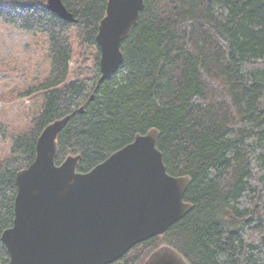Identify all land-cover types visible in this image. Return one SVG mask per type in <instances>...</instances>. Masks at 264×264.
<instances>
[{
	"label": "trees",
	"instance_id": "16d2710c",
	"mask_svg": "<svg viewBox=\"0 0 264 264\" xmlns=\"http://www.w3.org/2000/svg\"><path fill=\"white\" fill-rule=\"evenodd\" d=\"M61 1L73 22L47 0H0V23L44 36L50 63L26 92H40L39 113L0 161V237L13 223L16 173L42 130L70 115L56 165L79 155L76 171L87 173L155 129L167 173L191 179L192 209L110 264H143L161 246L190 264H264V0H144L122 64L97 88L108 0ZM72 39L96 56L89 77L68 82ZM0 264H9L1 238Z\"/></svg>",
	"mask_w": 264,
	"mask_h": 264
},
{
	"label": "water",
	"instance_id": "95a60500",
	"mask_svg": "<svg viewBox=\"0 0 264 264\" xmlns=\"http://www.w3.org/2000/svg\"><path fill=\"white\" fill-rule=\"evenodd\" d=\"M143 7L144 0L107 1L96 35V88L122 64L121 44ZM46 8L74 21L61 0H47ZM69 119L42 130L33 162L15 175L13 223L0 237L9 264H110L133 246L163 235L192 209L183 200L191 179L167 173L155 129L137 135L87 173L76 171L79 155L56 165L57 138ZM143 264L190 263L174 248L161 246Z\"/></svg>",
	"mask_w": 264,
	"mask_h": 264
},
{
	"label": "rangeland",
	"instance_id": "374dc122",
	"mask_svg": "<svg viewBox=\"0 0 264 264\" xmlns=\"http://www.w3.org/2000/svg\"><path fill=\"white\" fill-rule=\"evenodd\" d=\"M71 42L68 82L89 77L96 56L95 49H81L75 39ZM49 64L44 36L0 23V161L39 113L40 92L29 96L26 92L43 81Z\"/></svg>",
	"mask_w": 264,
	"mask_h": 264
},
{
	"label": "bare ground",
	"instance_id": "6f19581e",
	"mask_svg": "<svg viewBox=\"0 0 264 264\" xmlns=\"http://www.w3.org/2000/svg\"><path fill=\"white\" fill-rule=\"evenodd\" d=\"M96 41V40H95ZM99 48V47H98ZM99 53H100V51H99ZM100 56V55H99ZM179 221V220H178ZM167 231V230H166Z\"/></svg>",
	"mask_w": 264,
	"mask_h": 264
}]
</instances>
